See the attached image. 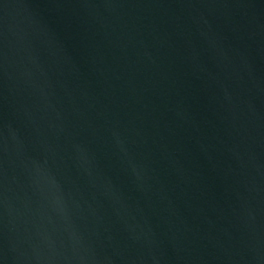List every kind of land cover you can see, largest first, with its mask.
I'll return each mask as SVG.
<instances>
[{"label": "water", "instance_id": "obj_1", "mask_svg": "<svg viewBox=\"0 0 264 264\" xmlns=\"http://www.w3.org/2000/svg\"><path fill=\"white\" fill-rule=\"evenodd\" d=\"M0 264H264V0H0Z\"/></svg>", "mask_w": 264, "mask_h": 264}]
</instances>
